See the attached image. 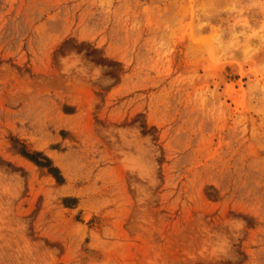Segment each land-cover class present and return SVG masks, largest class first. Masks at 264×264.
I'll use <instances>...</instances> for the list:
<instances>
[{"label": "rangeland", "instance_id": "1", "mask_svg": "<svg viewBox=\"0 0 264 264\" xmlns=\"http://www.w3.org/2000/svg\"><path fill=\"white\" fill-rule=\"evenodd\" d=\"M0 264H264V0H0Z\"/></svg>", "mask_w": 264, "mask_h": 264}, {"label": "trees", "instance_id": "2", "mask_svg": "<svg viewBox=\"0 0 264 264\" xmlns=\"http://www.w3.org/2000/svg\"><path fill=\"white\" fill-rule=\"evenodd\" d=\"M27 157H29L31 160H33V161H35L37 164H39V165H41V166H48V164L47 163H43V162H40V161H38V159H37V157L38 156H44L42 153H37V154H35V155H30L29 153H24ZM44 158H45V160L47 161V162H51V160L48 158V157H46V156H44ZM51 172L53 173V174H55V176L59 179V180H61V179H63V177L60 175H56V172H59V169H57V168H51Z\"/></svg>", "mask_w": 264, "mask_h": 264}]
</instances>
